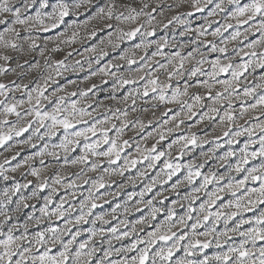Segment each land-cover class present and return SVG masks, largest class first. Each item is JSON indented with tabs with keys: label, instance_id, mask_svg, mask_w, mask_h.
<instances>
[{
	"label": "snow or ice",
	"instance_id": "snow-or-ice-1",
	"mask_svg": "<svg viewBox=\"0 0 264 264\" xmlns=\"http://www.w3.org/2000/svg\"><path fill=\"white\" fill-rule=\"evenodd\" d=\"M0 264H264V0H0Z\"/></svg>",
	"mask_w": 264,
	"mask_h": 264
}]
</instances>
